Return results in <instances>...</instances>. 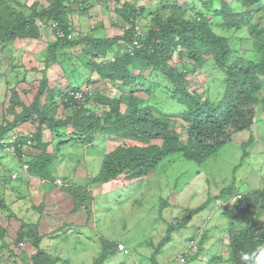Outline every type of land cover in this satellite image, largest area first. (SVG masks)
<instances>
[{"label":"trees","instance_id":"1","mask_svg":"<svg viewBox=\"0 0 264 264\" xmlns=\"http://www.w3.org/2000/svg\"><path fill=\"white\" fill-rule=\"evenodd\" d=\"M86 1L48 0L45 6H40L35 1L27 8L19 5L22 9L18 10L12 4L13 0H0V45L16 40L37 39L40 36L38 22L49 26L53 22L56 24L52 26L55 39L47 45L46 64L55 60L59 50L62 53L67 48L85 43L78 57L82 65L90 72L96 69L102 78H108L122 90L120 95L108 97L94 88L90 96L79 100L74 97V93L80 86L71 84L69 92L59 87L46 90L48 81L43 76L29 104H25L15 91L8 97L9 103L5 112L11 114L12 119L0 123V141H3L0 142V151L3 153L7 134L16 130L17 137L13 144L16 157L28 165L27 172L30 176L47 181L48 188H53L55 183L51 169L61 144L77 142L90 145L95 141L97 133L113 134L123 141H135L130 145H117L107 152L102 157L98 173L87 179L82 187L77 184L61 187L71 194L73 210L84 208L89 213L93 202L89 186L107 183L123 173H126L125 177L129 180L145 177L167 155L176 154L202 163L230 141L234 133L251 127L255 122L257 107L264 108V26L252 22L256 14L255 7L263 0H238L239 9L233 8L227 0H217L218 8H214L216 0H204V14L201 11L187 14V6L176 9L172 6L176 0H160V11L169 5L167 15L163 16L157 8L154 9L150 15L152 23L145 29L139 26L138 19L146 7L137 6L131 1L120 3L121 0H113L116 4L114 12L122 24L121 34L105 38L89 32L69 38L74 26L77 27L72 23V17L75 13H87ZM102 1L100 3L105 6L106 0ZM210 13L212 15L208 18ZM212 18H220V27L223 30H240L248 23L253 53L245 56L234 49L228 36L214 31ZM57 30L62 31L64 36H57ZM138 30L141 35H137ZM134 39L138 40L139 46L130 52L127 46ZM119 45H123L121 50L118 49ZM109 54L114 55L113 60H95L96 57H106ZM174 55L178 58V64L171 63ZM207 64L211 65V69L219 71L217 74L214 70L211 76L213 80L216 77L224 87L220 98L214 94L210 96L208 90V95L204 97L197 89L190 88V75ZM144 70L161 72L162 77L170 82L172 88L168 89V96L163 101L166 105L174 106L173 103H177L183 108L177 116L182 122L184 134L174 129L170 115H163L162 108L145 104L142 97L134 93L133 88L137 81L146 78ZM150 90L149 87L148 91ZM44 93L43 102L41 97ZM217 93L221 95L219 85ZM57 100L64 110L71 108V112L59 115ZM93 104H102L105 108L96 112L97 105ZM122 104L125 105L123 110ZM17 107L21 110L17 111ZM24 123L36 124V131L31 135L22 134L17 129ZM47 132L52 135L50 139H47ZM252 142L253 135L250 133L249 138L241 144L242 159L247 154L246 148ZM27 144L38 153L25 159L23 147ZM233 186L223 188L220 195H231L234 192ZM242 200L246 203L242 211L243 217L235 227L228 226L227 229V257L211 256L207 264H218L222 261L244 264L242 254L252 253L258 245L264 244V186L247 192ZM209 203L210 199L196 208L185 209L178 222L169 223L167 233L155 247V252L171 239L174 231L186 227L192 216ZM42 205L43 203L41 207ZM7 207L5 198L0 195V208ZM41 207L37 209L41 210ZM12 215L20 220L15 214ZM20 221L21 227L16 241L22 242L28 237L33 239L31 245L35 251L30 255V264H55L56 258L40 245L42 237L38 235V225ZM5 238L6 230L0 225V242L4 243L0 245V250L7 246ZM204 239L205 235L202 236V240ZM114 242L101 238L100 253L92 264H102L107 257L114 254L117 251V244ZM202 250L200 244L198 252L189 258L194 259Z\"/></svg>","mask_w":264,"mask_h":264},{"label":"rangeland","instance_id":"2","mask_svg":"<svg viewBox=\"0 0 264 264\" xmlns=\"http://www.w3.org/2000/svg\"><path fill=\"white\" fill-rule=\"evenodd\" d=\"M35 1L40 6H45L48 2V0H13L12 4L20 10L22 8L19 5L27 8ZM100 1L103 2L87 0L85 4L87 13L82 15L75 13L72 23L83 29L93 24L91 33L98 37L110 38L121 34L122 24L113 9L116 6L115 2L106 0L104 4L109 7H105ZM122 1H131L137 6L146 7L145 12L138 19L139 26L144 29L152 23L150 15L154 9L157 8L163 16L168 13L169 5L160 11L162 4L160 0H121L120 3ZM227 1L233 8L239 9L238 0ZM176 2L172 6L175 9L179 6H187L185 10L187 14L194 11H201L204 14L206 11L203 6L204 0H176ZM192 4L195 8H192ZM218 6L219 2L216 0L214 8ZM255 11L252 22L264 26V0L255 7ZM211 15L210 13L208 18ZM220 22V18L211 19L214 31L228 36L233 48L243 55L248 56L253 53L248 23L244 24L240 30H223ZM38 24L40 36L37 39L16 40L10 44L0 45V123L12 119V115L5 112L9 103L8 97L15 91L25 104H29L43 76H46L48 81L46 90L59 87L69 92L71 84L82 86L88 82L91 88H96V91L105 96L120 95L122 90L112 84L108 78H102L96 69L90 72L82 65L78 57L85 43L74 48H67L62 53L59 50L55 60L47 65L45 62L48 54L47 45L55 37L52 35L51 26L43 22ZM122 48L123 45L118 46V49ZM107 59H112V55L95 58L99 62ZM171 63L178 64L176 55ZM214 70L211 69L210 64L196 69L190 75V88L197 89L204 97L208 95L206 93L208 90L210 96L214 94L220 98L224 87L216 77L212 79L211 74ZM215 72L219 74L218 70ZM144 73L147 74L146 78L137 81L133 88L134 93L142 97L145 104L162 108L163 115H170L174 129L184 134L182 122L177 116L183 108L177 103H173L174 106L166 105L167 103L163 101L168 96V89L172 88L170 82L162 77L161 72L144 70ZM218 85L221 95L216 94ZM149 87L150 91H148ZM126 90H128L127 87ZM41 99L44 102L45 93ZM95 105H97L96 112L105 108L102 104H93ZM58 107L59 115L71 112V108L64 110L59 101ZM124 107L125 105L122 104L121 109L123 110ZM20 110L21 108L17 107V111ZM263 121L264 108L259 106L256 109L252 129L235 133L215 155L202 163L187 160L176 154L167 155L145 177L129 180L125 177L126 173H123L117 179L107 183L89 186L88 189L93 197L89 213H86L84 208L73 210L71 194L60 188L73 184L84 185L87 179L98 173L102 157L107 152L117 145L123 143L130 145L135 141H123L113 134L97 133L95 141L90 145L77 142L61 144L51 169V174L59 186H53L49 191L48 183L44 184L46 187L43 190L39 186L42 183L41 180L39 181L36 177H24L25 173L21 176L22 178L12 180L11 175L18 171L20 166L17 158L3 149V153L0 151V195L5 198L8 207L0 208V225L6 230L5 244L7 246L0 250V264H29L30 255L35 251L31 245L32 237L25 238L22 242L16 241L21 227L20 220L38 225V235L42 237L40 244L44 250L56 258L55 264H92L101 250L100 236L111 241H120L131 251V253L117 251L107 257L102 264H147L148 261L144 256L145 248L150 250L149 254L151 251L154 253V258L159 256L161 263H165L168 256L185 251L191 238L203 241L201 236H198V227L204 221L207 222L205 227L207 237L212 235L210 240L213 242L203 244L204 256L199 261L205 264L208 255L214 258L221 255L222 258H226L228 255L227 229L228 226L235 227L243 217V209L240 207L246 205L245 201L238 207L221 209L211 201L209 205L192 216L186 227L174 231L171 240L162 246L160 252L156 253L152 244L158 245L162 237H165L169 223L178 222L182 218L183 207L193 208L204 203L208 197L207 194L214 198L213 196L219 194L223 188L231 185H234L235 190L240 191H251L264 186ZM17 130L25 134L35 132L36 124L25 123ZM250 133L254 134L255 140L246 148L248 157L242 159L241 144L246 141ZM46 134L50 139L52 135ZM25 150L30 151L31 155L36 154L33 148ZM26 178L29 180L27 181ZM41 203H43L42 207ZM38 207H41V210H38ZM0 245L4 243L0 242ZM137 252H140V255ZM172 262L176 264L175 262L178 261H170L168 264Z\"/></svg>","mask_w":264,"mask_h":264},{"label":"clouds","instance_id":"3","mask_svg":"<svg viewBox=\"0 0 264 264\" xmlns=\"http://www.w3.org/2000/svg\"><path fill=\"white\" fill-rule=\"evenodd\" d=\"M53 22H51L50 24V26H51V31H52V26L54 27V26H56V24L55 23H53ZM91 25H93V24H91ZM94 28V25H93V27H91V26H89V28H87V29H83V28H78V27H75L74 26V29L72 30V31H76V30H79L80 31V36H82V35H84V34H86V33H89V32H91L92 31V29ZM57 31H60V30H57ZM71 31V32H72ZM62 32V31H61ZM52 35L54 36V34H53V31H52ZM70 35V34H69ZM69 35H68V37H69ZM57 36H59V35H57ZM64 36V35H63ZM75 37L76 36V34H72L71 35V37H69V38H72V37ZM114 59V55H112V59L111 60H113ZM86 87H90V85H88V82L87 83H85L84 85H82V86H80V88H79V90H77L75 93H74V97L76 98V99H79V100H84L85 99V97L86 96H90L93 92H94V90L95 89H93V88H91L92 89V93L91 94H83V96H82V98H77L76 97V93L78 92V91H84L85 90V88ZM263 123H264V121H263ZM25 124V123H24ZM29 124H31V123H29ZM254 124V123H253ZM253 124L251 125V127L249 128V130L250 129H252V126H253ZM19 127V126H18ZM19 131V130H18ZM15 132H17L16 130H14V131H11V132H9L8 134H7V140H5L6 141V143L4 142V150L5 151H7V152H9L11 155H13L14 157H16V151H15V149H14V146H13V144H14V140L16 139V137H17V135L15 134ZM33 132H31V133H27V134H25V133H22V134H25V135H31ZM48 133V132H47ZM237 133V132H236ZM235 134V133H234ZM233 134V135H234ZM50 135V134H49ZM232 135V136H233ZM253 135V140H255V136H254V134H252ZM46 136H47V134H46ZM232 136H231V139H232ZM249 136H250V134H249ZM249 136H248V138H249ZM247 138V139H248ZM48 139V138H47ZM246 139V140H247ZM0 142H3V141H0ZM13 142V143H12ZM12 143V144H11ZM51 147V146H50ZM26 148H33V147H31L29 144H27V145H25L24 147H23V153H24V158L26 159L27 158V156H30L31 154H30V151H28V150H25ZM52 148V147H51ZM33 149H35V148H33ZM36 150V149H35ZM38 153V151L36 150V154ZM246 156L244 157L245 159L248 157V155H249V153L246 151ZM32 155H34V154H32ZM241 157H242V155H241ZM17 158V157H16ZM17 162H18V165L20 166L19 168V170L18 171H16L15 173H13L12 175H11V178H12V180L13 179H16V180H18V179H20L21 178V176L23 175L24 177H26V176H29V177H35V176H30L29 174H28V172H27V170H28V165L25 163V162H23V161H21L20 159H18L17 158ZM242 161V160H241ZM241 161H240V163H241ZM243 162V161H242ZM19 177V178H18ZM36 178H38V177H36ZM39 179V178H38ZM26 180L28 181L29 179L28 178H26ZM42 181V183H41V185H39L40 186V188L41 189H43V190H45L44 188L46 187V186H44V184H46V183H48L47 181L45 182L44 180H42V179H39V181ZM15 181V180H14ZM58 182H60V180H57ZM54 183H55V186H59L58 184H56V180H55V178H54ZM52 188H48V191L49 190H51ZM61 189V188H60ZM247 192H249L248 190H246V191H240V190H235L234 189V192L230 195H227V196H222V195H220V192H219V194H216L215 196H213L214 198H211V197H209V194H207L208 195V197L205 199V202L207 201V200H209L210 199V203H211V201H213V203H214V205L216 206V207H219L220 209L221 208H230V207H235V206H239L240 204H242V203H244L243 202V196L247 193ZM242 200V201H241ZM240 202V203H239ZM209 203V204H210ZM201 204H203V203H201ZM201 204H199V205H201ZM208 204V205H209ZM180 205V204H179ZM199 205H197V206H199ZM196 206V207H197ZM196 207H193V208H196ZM246 207V205L245 206H243V207H240L241 209H243V208H245ZM193 208H190V207H183V209H184V211H185V209H193ZM184 211H183V213H184ZM191 220V219H190ZM190 222V221H189ZM189 222L187 223V225L189 224ZM174 223V222H173ZM186 225V226H187ZM207 226V222L206 221H204L199 227H198V236H201V239H202V236L203 235H205V239L203 240V242L201 243L200 241H198L197 240V238H191L190 240H189V242H188V246L186 247V249H185V251H180L178 254H177V260L179 261V264H195V261L198 263V264H203V262H200L199 263V260H200V258L201 257H203L204 255V248H203V244L206 242V240L208 239V237H207V235H208V233H206L205 232V227ZM180 230V229H179ZM178 231V230H177ZM171 237H172V234H171ZM101 238H104V237H102V236H100L99 237V246H100V239ZM162 239H163V237H162ZM161 239V240H162ZM109 240V239H108ZM171 240V239H170ZM169 240V241H170ZM167 243V242H166ZM116 244H117V251H121V252H123V253H127V252H129V253H131V251L129 250V249H127L126 248V246L124 245V243H122V242H117L116 241ZM200 244H202V251L201 252H199L198 254H197V256L194 258V259H191V257L189 258V256L190 255H194L196 252H198V247H199V245ZM41 245V244H40ZM119 245H122L123 246V248H120L119 247ZM157 245V244H156ZM156 245H154V244H152V248L155 250V247H156ZM165 245V244H164ZM43 248V247H42ZM100 248H101V246H100ZM162 248V247H161ZM160 248V249H161ZM159 249V250H160ZM158 250V251H159ZM116 251V252H117ZM158 251H156V253H158ZM115 252V253H116ZM114 253V254H115ZM155 253V254H156ZM154 254V253H153ZM153 254H152V256H153ZM113 255V254H112ZM184 256V262L182 263L181 261H180V256ZM111 256V255H110ZM151 256V257H152ZM97 257V256H96ZM95 259V258H94ZM210 259V255H208V260ZM241 259L244 261V264H264V244H260V245H258L257 246V248L252 252V253H243L242 254V256H241ZM60 260V259H59ZM94 261V260H93ZM189 262H191V263H189ZM29 264H30V261L28 262ZM56 263V262H55ZM134 264H137V263H134ZM205 264H207V262L205 263Z\"/></svg>","mask_w":264,"mask_h":264},{"label":"built area","instance_id":"4","mask_svg":"<svg viewBox=\"0 0 264 264\" xmlns=\"http://www.w3.org/2000/svg\"><path fill=\"white\" fill-rule=\"evenodd\" d=\"M91 27H93V25H91ZM59 36H63L64 35V33L63 32H61V31H58V33H57ZM72 34H80V31L79 30H76V31H72L71 33H70V35H69V37H71V35ZM141 35V31L140 30H138L137 31V35ZM139 46V43H138V40L137 39H134L133 40V42L131 43V44H129V46H127V48H128V51H130V52H132V50H133V48L134 47H138ZM92 93V89L90 88V87H86L85 88V90L84 91H78L77 93H76V97L77 98H82V96H83V94H91ZM119 247L120 248H123V246L122 245H119ZM180 261L183 263L184 262V256H180Z\"/></svg>","mask_w":264,"mask_h":264},{"label":"crops","instance_id":"5","mask_svg":"<svg viewBox=\"0 0 264 264\" xmlns=\"http://www.w3.org/2000/svg\"><path fill=\"white\" fill-rule=\"evenodd\" d=\"M212 237V235L210 236V237H208V239L206 240V243H208V244H211L213 241H211L210 240V238ZM149 251L150 250H147L146 248H145V254H144V256L146 257V259H147V261H148V263L147 264H168V263H170V261H178L177 260V254H175L174 256H168L167 257V261H165V263H161V260H160V258H159V256L158 257H156V258H154V256H152V251L150 252V254H149ZM158 252H160V250L158 251ZM139 255H140V252H137ZM147 254V255H146ZM152 256V257H151ZM201 258H203V257H201ZM153 259L155 260V263H153ZM176 264H179V261L178 262H175ZM199 263H200V261H199ZM172 264H173V262H172ZM195 264H198L196 261H195ZM218 264H228V263H226V262H223V263H218Z\"/></svg>","mask_w":264,"mask_h":264}]
</instances>
